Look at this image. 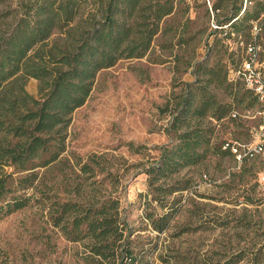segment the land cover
Segmentation results:
<instances>
[{"label":"rangeland","instance_id":"374dc122","mask_svg":"<svg viewBox=\"0 0 264 264\" xmlns=\"http://www.w3.org/2000/svg\"><path fill=\"white\" fill-rule=\"evenodd\" d=\"M19 1L0 0V13L9 14L7 21L18 14ZM254 41L264 47V0H177L150 53L101 70L86 103L72 115L63 153V159H69L67 171L77 160L84 163L94 154H108L107 166L125 165L124 207L139 247L147 248L146 257L153 264L162 262L160 255L169 257L174 252L170 249L189 252L192 262L225 264L251 240L264 244L261 156L240 162L233 153H209L173 174L179 190L166 196L151 190L145 172L170 142L165 105L184 90L186 82L201 77L199 66L218 63L225 65L228 81L241 96L249 87L238 70L247 57V45ZM259 59L264 62V52ZM38 84L29 78L26 88L37 95ZM215 93L223 104L233 101L231 90ZM254 96L251 90L243 102L233 101L231 113L220 120L207 116L215 125L212 143L256 141L264 101ZM235 110L240 115L232 117ZM40 172L43 176L34 187L19 191L30 198L25 207L13 212L0 208V264H87L84 243L68 239L49 215L51 204L65 197L70 181L59 170ZM12 188L7 199L17 195V173ZM170 210L173 219L165 232L143 219L146 211L159 216ZM244 211L249 215L245 228L235 220ZM236 264L251 263L244 259Z\"/></svg>","mask_w":264,"mask_h":264},{"label":"trees","instance_id":"16d2710c","mask_svg":"<svg viewBox=\"0 0 264 264\" xmlns=\"http://www.w3.org/2000/svg\"><path fill=\"white\" fill-rule=\"evenodd\" d=\"M176 4L177 0H21L13 21L0 13V202H4L0 208L13 212L25 207L30 198L19 191L34 187L43 176L42 168L59 170L70 183L65 197L51 204L50 219L68 239L84 243L87 264L153 262L146 257L147 248L139 247L126 214L121 189L125 165L107 166L108 154H94L67 171L69 159H63V153L72 115L86 103L101 70L150 53L164 18L175 12ZM197 73L201 77L186 82L163 108L170 114L166 126L170 142L145 168L151 190L164 196L179 190L173 177L179 170L209 153L235 155L230 146L224 147L233 142L212 143L215 125L207 116L222 119L252 89L240 96V89L228 81L224 64L199 66ZM29 78L39 81L37 95L26 88ZM218 89L231 90L234 102L223 104L215 93ZM15 173L17 195L7 199ZM172 214L173 210L159 216L146 211L143 219L165 232ZM235 220L238 226H249L245 211ZM251 241L225 264L244 259L264 264V244ZM170 251L174 252L169 257L160 255V264H209L192 262L189 252Z\"/></svg>","mask_w":264,"mask_h":264},{"label":"built area","instance_id":"2783aa9c","mask_svg":"<svg viewBox=\"0 0 264 264\" xmlns=\"http://www.w3.org/2000/svg\"><path fill=\"white\" fill-rule=\"evenodd\" d=\"M255 28H261L255 25ZM247 57L238 70L239 77L252 89L259 99L264 101V62L259 57L264 48L256 41L250 42L246 47ZM240 115L238 111L232 113L233 117ZM260 121L256 128V141L252 143L227 142L224 147L230 146L236 158L243 162L245 159L261 156L264 159V110L259 112ZM264 179V172H263Z\"/></svg>","mask_w":264,"mask_h":264}]
</instances>
